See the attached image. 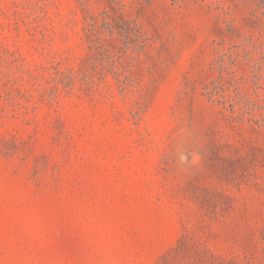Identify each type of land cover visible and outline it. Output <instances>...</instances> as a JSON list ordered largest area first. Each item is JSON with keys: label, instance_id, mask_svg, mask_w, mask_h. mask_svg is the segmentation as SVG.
<instances>
[{"label": "rangeland", "instance_id": "obj_1", "mask_svg": "<svg viewBox=\"0 0 264 264\" xmlns=\"http://www.w3.org/2000/svg\"><path fill=\"white\" fill-rule=\"evenodd\" d=\"M0 264H264V0H0Z\"/></svg>", "mask_w": 264, "mask_h": 264}]
</instances>
